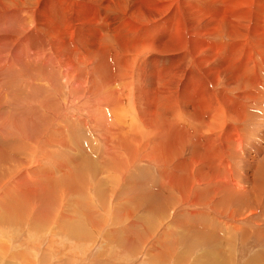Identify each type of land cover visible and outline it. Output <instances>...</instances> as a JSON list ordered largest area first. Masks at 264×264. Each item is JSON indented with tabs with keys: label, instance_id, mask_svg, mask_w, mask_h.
I'll return each mask as SVG.
<instances>
[{
	"label": "bare ground",
	"instance_id": "bare-ground-1",
	"mask_svg": "<svg viewBox=\"0 0 264 264\" xmlns=\"http://www.w3.org/2000/svg\"><path fill=\"white\" fill-rule=\"evenodd\" d=\"M223 2L224 9L217 6ZM204 4L212 8L205 10L207 16L218 21L211 27L199 25L205 28L196 31L183 11L199 10L194 15L203 16L199 0H0L1 19L15 26L10 32L1 31L0 37L23 55L15 61L21 66L8 63L5 57L10 50L0 59V81L18 92L15 107L11 104L13 112H7L15 119L10 125L16 131L10 130L13 134L5 139L0 133V208L8 212L7 221L24 215L22 229L38 219L32 221L29 213L38 216L51 206L58 219L74 217L87 231L78 232L79 241L58 232L61 224L49 232L51 236L39 232L48 238L39 252L29 239L22 240L21 253L16 254L11 252L12 242H0L8 257L0 264H12L11 260L48 264L56 256L48 252V245L57 243L64 253L66 247L79 249L85 256V250L102 244L99 241L107 242L109 233L102 228L111 213L108 219L101 217L99 229L94 217L103 211L99 200L103 205L114 202L103 199L98 187L85 178L76 179L81 172L91 174L87 178L97 172L114 200L132 201L133 207L126 201L127 206L136 210L128 208L123 216L121 208L111 217L114 223L132 219L136 211H150L156 217L147 221L152 234L171 235L173 226L180 227V245L186 241L188 252L205 247L209 264H234L242 249L236 236L245 241L243 247L264 249V213L246 220L256 211L248 196L256 197L258 206L264 194V0H205ZM31 56H37L38 62ZM75 80L81 84L72 85ZM249 130L256 131L251 140L246 136ZM48 215L45 220L39 216L45 224L53 219ZM164 220L170 223L168 229L166 222L162 226ZM4 228L0 227V234L19 230ZM152 239L141 238L142 255L136 251L127 255L121 247L112 251L114 245L107 242L102 264H155L143 258ZM22 246L29 249L28 255L22 253ZM168 250L156 256L160 263H168Z\"/></svg>",
	"mask_w": 264,
	"mask_h": 264
},
{
	"label": "rangeland",
	"instance_id": "rangeland-1",
	"mask_svg": "<svg viewBox=\"0 0 264 264\" xmlns=\"http://www.w3.org/2000/svg\"><path fill=\"white\" fill-rule=\"evenodd\" d=\"M199 2H200V6L201 7H203L204 9L202 10L203 12L202 13H199L200 15H203V16H196V15H194V14H196V13H198V12H200L199 10H196L197 12H195V11H193V10H184L183 12H184V17H185V19H186V21H187V23L190 25V27L191 28H193L194 30H196L197 31V29H204L205 27H199V25L200 26H203V25H205V23L207 24L206 25V27H211V25H212V23H216L217 21H218V19L217 18H213L212 16H207V15H209L208 14V12L207 11H205L206 9L207 10H209V12L210 11H212V8L210 7V8H208V7H205V0L203 1V0H199ZM220 3V2H219ZM217 4V6H219L220 8H222V9H224V7L226 6V4L224 3V5L222 6V5H220V4ZM195 10V9H194ZM206 12V13H205ZM253 13H255V12H253ZM205 15V16H204ZM188 16V17H187ZM191 17V18H190ZM4 18H6V17H4ZM199 20H198V19ZM191 19V20H190ZM1 20H3V21H1ZM199 22H198V21ZM204 22H203V21ZM217 20V21H216ZM7 22V19H3V17H2V19H1V17H0V33H1V31H3V30H5L6 32H10V30H13L14 28H15V26H13V24L12 23H10V21L8 20V22L9 23H6ZM210 22V23H209ZM237 22V21H236ZM197 23V24H196ZM200 23V24H199ZM238 23V22H237ZM195 24V25H194ZM203 24V25H202ZM14 27V28H13ZM197 27H199V28H197ZM13 28V29H12ZM195 31V32H196ZM3 40V41H2ZM3 43H5V44H3ZM5 45V46H4ZM9 46V47H8ZM9 48H11V49H9ZM8 50H10V51H8ZM7 52V54H6V57L4 56L5 55V53ZM5 52V53H4ZM20 52V53H19ZM18 55L19 56H21L22 55V51L21 50H17V48L14 46H10L9 44H7L6 43V41L4 40V38L2 39L1 37H0V59L1 60H4V58L3 57H1V56H4L5 58H6V60H7V58H8V63L9 64H16L17 63V65H19V66H21V64L20 63H18V62H15L17 59H18ZM8 56H10V57H8ZM23 56V55H22ZM29 57H30V55H29ZM36 57V59L34 60V58ZM31 56V59L32 60H34V61H36V62H38V57L37 56ZM41 59L39 58V63L40 62H42V60L40 61ZM16 66V65H15ZM19 66H17V67H19ZM7 71V69H5L4 70V72L7 74V75H9L8 74V72H6ZM0 75H1V77H2V72L0 73ZM10 76V75H9ZM60 81H62L61 79H60ZM73 82V84L72 85H75L76 83H77V81L75 80V81H72ZM39 84H41V83H39ZM78 85L79 84H81V82L80 81H78V83H77ZM41 85H45V83L44 84H41ZM4 86V87H3ZM82 88V87H81ZM81 88H79L78 90H75V93H76V95L78 94H80V91H81ZM15 91V92H14ZM17 90H16V88H14V90L13 91H10V90H8L7 89V85H6V83L4 82V81H0V133H2V137L5 139V136H6V134H9V135H11V134H13V133H15V131H16V129H14V127L12 126V125H10V122L12 121V120H15L14 118H12L10 115H9V113H7L8 111H11V112H13L12 111V105L11 104H13L14 106L13 107H15V102H16V98L18 97V95H17ZM82 95H80V97H81ZM77 98H79V97H77ZM14 102H13V101ZM12 101V102H11ZM76 101V100H75ZM16 106H18V105H16ZM68 113V112H67ZM8 116H10V118L8 117ZM21 120H23L22 118H21ZM262 122H263V125H262V128H264V120H262ZM8 129V130H7ZM10 130H11V132H13V133H11L10 132ZM38 130H40V127L38 128ZM248 133H246V136H247V138L249 139V140H251L249 137L252 135V134H254V133H256V131L255 130H249V131H247ZM250 132V133H249ZM262 138H264V134H263V137ZM247 139V140H248ZM80 140L82 141V138L80 139L79 138V142H80ZM78 142V143H79ZM83 142V141H82ZM60 149H62V150H64V147H61ZM88 153V152H87ZM78 154V153H77ZM53 159V158H52ZM96 159H98L97 157H96ZM57 160H54V162H55V164L56 163H60L61 165H62V163L60 162V161H57ZM246 161H248V160H245V161H243V162H246ZM42 164H44V163H41V165ZM50 163H48V166L50 167L49 169H50V171H51V165H49ZM81 171L79 170V172L78 173H80ZM62 173V172H61ZM82 174H79L77 177H76V179L78 178V180L79 179H81V180H84V178L86 179L85 181H87V182H89L88 184L90 185V183L91 184H93L94 186H96V187H98V188H96L97 189V191L99 192L98 194L99 195H101V197L103 198V199H105V198H109V200H108V202L110 203V201L111 202H114V205H111V203L110 204H108V203H106L105 205H103L104 203H102L103 201L102 200H99V202H101V204H100V206L103 208V213L101 212V211H99V212H97V214L96 215H99V216H96L95 215V217L97 218H95L94 217V220L96 221H92L93 223H94V225L96 226H98V223H99V225H101L100 223L101 222H103V220L102 219H108L109 218V213H111L110 215H111V217L112 216H115L119 211L118 210H120L121 208H123L120 212H121V214H123V216H127L128 214H124L125 212H127V209L129 208V207H133V204H132V201H128V200H126L128 203H129V207L127 206V202L125 201V200H121V199H115L114 200V198H113V193H111L110 191H108L109 189H107L106 187H105V185H104V181H103V178L101 177V176H99V174L96 172V174L95 175H92L90 178H87L86 177V175H88L86 172H81ZM54 175H58V174H54ZM84 175V176H83ZM91 174H89L88 176H90ZM96 175H97V177H96ZM60 176V175H59ZM80 176L82 177V178H80ZM99 176V177H98ZM94 177V178H93ZM100 180H99V179ZM102 179V180H101ZM92 182H91V181ZM93 181H94V183H93ZM100 181H101V183H100ZM98 186H97V185ZM101 184L103 185V187L101 186ZM148 182L146 183V185H147V187H148ZM100 186H101V188H100ZM245 188H246V186H245ZM100 190H104L103 191V193H106V194H103V193H101V191ZM106 190V191H105ZM108 191V192H107ZM110 194H111V197H110ZM105 195H106V197H105ZM109 195V196H108ZM111 198V199H110ZM113 198V199H112ZM248 198H249V200H250V207L252 208L253 207V210L255 211V213H254V215H251V216H248L247 217V221L248 220H251V218L253 219V220H255V219H257L258 218V216H262V213H264V201L263 202H261L262 201V199L264 200V194L263 195H260V204L257 206V205H255V203H254V200H256V197H254V198H252L251 197V195H249L248 196ZM106 200V199H105ZM104 200V201H105ZM113 200V201H112ZM116 200H118V201H116ZM121 201H123V203L125 204H123V203H121ZM125 201V202H124ZM120 204L121 203V207L118 205V203ZM83 204V203H82ZM212 204V203H211ZM85 204H83V206H84ZM118 205V206H117ZM146 205L147 206H149V202H147L146 203ZM213 205V204H212ZM211 205V206H212ZM255 205V206H254ZM90 207H91V205H89ZM126 206V207H125ZM50 207L51 206H48V210L50 209ZM93 207V206H92ZM139 208V207H138ZM137 208V209H138ZM4 210V211H2L1 212V210ZM92 209V208H91ZM106 209V210H105ZM107 209H109V210H107ZM47 210V211H48ZM116 212H115V211ZM129 210H131V208H129ZM136 209L134 208V209H132L131 211H135ZM228 209H226V210H222V212H226ZM260 211V213L258 212V211ZM46 211V212H47ZM83 210H81V212H82ZM107 213H106V212ZM110 211H112V212H110ZM123 211H125V212H123ZM263 211V212H262ZM26 212V211H25ZM46 212H43V213H41L40 212V215H41V218H49V217H47V215L48 216H50V214L53 216L52 218L53 219H51L50 220V222L51 223H47V224H45L46 222L44 221V220H42L39 216L40 215H38V216H33L32 214H30L29 213V216H30V219H32V217H33V219H32V221H34V219H36V218H38L36 221H35V223L33 222V223H29L30 225H27L26 227H23L22 229H21V227H22V225H21V223H22V221L24 220V219H22V218H24V215H18L17 217H11V218H9V219H11V221H7V219H5V217H6V215H7V213L8 212H6V209L2 206L1 208H0V227L3 229L4 227V229L6 230V228H8V226H11V227H18L17 228V232L13 235L12 234V232L11 231H9L8 233H6L5 232V234H0V242L1 243H7L8 245L9 244H11V242H12V244H11V252H15V254L16 253H21L20 251H21V246H20V244L21 245H23V241H26V239L28 240H31L32 242H31V244L33 245V246H35V247H38V249H37V252H39L40 251V249L42 248V246H43V244H44V242H46V241H48V238H45V239H43L40 235H38L39 234V232L40 233H43L42 235H45V236H51L52 235V233H49V232H52L53 230H55L56 231V229H57V226L56 225H59V224H61V225H59L58 226V229H57V231L58 232H60L61 234H65L66 236H68V237H70V239H72V240H76V241H79V234H78V232L79 233H84V231L82 230L83 228H81V225H80V223L77 221V223H75L76 221H74V217L72 218L71 217V219H69V220H67V219H60V217H59V219H58V217H57V215H58V213L55 211V210H53V212H52V209H50L49 210V212L47 213V215H45L46 214ZM136 212H138V213H136ZM135 212V214H137V215H135L132 219H128V218H126V219H128V220H126V222H124V223H122V222H113L112 221V219H111V217H110V219H108V225H103V228H102V231L104 232V233H109L108 234V236L106 237V241L108 242V243H110V244H113L114 245V247H112L113 249H112V251H117V249L120 251V247H121V250L123 251V253H124V249H126V251H125V253H127V255H129L131 252H132V254L133 253H136V252H138L137 254H140V255H142L141 254V252H139L140 251V248H141V244L143 243V241L146 239V238H153L151 241L152 242H150L149 244H151V245H149V246H147L146 247V252H145V254H144V256L145 257H143L144 258V260H145V262L146 263H150L151 261H153V262H156L155 264H164L163 262H161L160 263V259L158 260V258L156 259V256L158 255V254H160L161 255V253L164 255L165 253H166V250H168L170 253V255L168 256V263L167 264H173L174 263V261L175 262H177L178 264L179 263H183V264H209L208 263V261H209V259L211 258L209 255V252L206 250V248L205 247H200V248H198V249H196V248H193L192 250H189V252H188V250H186L187 248V246H189V245H187V246H183V244L185 245V244H187V243H185L184 241H183V244H182V246L180 245V243H179V240L182 238V234H179V233H183V229L181 230V228L180 227H177V226H173V228L171 229V231L173 232L171 235L170 234H168L167 232H165V231H159V233L156 231V232H154V234H152V229L153 228H149V224L152 222V220H153V218L156 220V217H154V214L152 213V212H150V211H145V210H143L142 211V213L144 212V214H142L141 212H139V211H136ZM149 212V213H148ZM257 212V213H256ZM5 215H4V214ZM17 213V212H16ZM57 213V214H56ZM69 215H70V213L69 212H67ZM83 213V212H82ZM106 213V214H105ZM54 214V215H53ZM105 215V218L103 217L104 215ZM114 214V215H113ZM167 214V213H166ZM3 215V216H2ZM101 215V216H100ZM147 215H148V217H147ZM150 215H152V217L150 216ZM75 216V215H74ZM156 216V215H155ZM100 217V218H99ZM101 217H102V219H101ZM163 217H164V214L162 215V216H160V220H162L163 219ZM39 218H40V220H41V222L42 221H44L45 223H41L40 222V220H39ZM99 218V219H98ZM122 219L123 217H119L118 219ZM228 217H226V219H227ZM14 219V220H13ZM21 219H22V221H21ZM115 219H117V217H115ZM124 220H125V218H123ZM134 219H135V221H134ZM149 219V220H148ZM152 219V220H151ZM157 220V222H156V225H157V223L160 221V220ZM4 220H5V222H4ZM109 220H110V222H113L112 224L111 223H109ZM131 220V221H130ZM146 220V221H145ZM3 221V222H2ZM7 221V222H6ZM16 221V222H15ZM55 221V222H54ZM70 221V222H69ZM128 221V222H127ZM130 221V222H129ZM147 221L148 222H150V223H147ZM172 221V220H171ZM10 222V223H9ZM13 224H12V223ZM36 222H39V224L37 223L36 224ZM53 222H54V224H53ZM131 222H134L135 224H134V226H131L132 228H133V230H132V228L129 230V228H128V230H127V227L130 225V223ZM136 222H137V224H136ZM165 222H166V224H165ZM2 223H4V224H2ZM8 223V224H7ZM125 223H126V225H125ZM12 224V225H11ZM15 224V225H14ZM20 224V225H19ZM32 224H35L34 226L32 225ZM40 224H42V225H40ZM76 224V225H75ZM87 224H88V229L90 228V230H91V228H93L91 231L93 232V233H95V228L92 226V225H90L88 222H87ZM164 224H165V226L167 227V229L169 228V225H170V223H167V221L166 220H164L163 221V225L162 226H164ZM3 225V226H2ZM6 225V226H5ZM46 225V226H45ZM109 225H112V226H109ZM42 226V227H41ZM56 226V229L54 228ZM91 226V227H90ZM96 226V227H97ZM106 226H108L109 228H111L110 230H111V232H109V229L106 227ZM116 226V227H115ZM122 226H123V229H122ZM127 226V227H126ZM218 226H220L219 224H218ZM20 227V228H19ZM32 227V228H31ZM38 227V228H37ZM45 227V228H44ZM47 227V228H46ZM63 227V228H62ZM69 227H70V230L71 229H73V231L71 230H69ZM126 227V228H125ZM49 228V229H48ZM77 228L78 229H80V231H78L77 230ZM115 229V232H114V230L113 229ZM121 228V229H120ZM39 229V230H38ZM97 229H99V226L97 227ZM23 230H24V232H23ZM31 230V232H29ZM61 230V231H60ZM144 230V231H143ZM164 230H166V229H164ZM26 231V232H25ZM43 231V232H42ZM54 231V232H55ZM182 231V232H181ZM35 232V233H34ZM46 232V233H45ZM74 232V233H73ZM116 233V234H114V233ZM122 232V233H121ZM126 233V235L124 234V233ZM142 232V233H141ZM146 232V233H145ZM150 232H151V234H150ZM26 233H28L27 235H26ZM31 233V234H30ZM75 233H77V234H75ZM85 233H87V231H85ZM121 233V234H120ZM133 233H135V234H133ZM139 233V234H138ZM24 234V235H23ZM51 234V235H50ZM68 234V235H67ZM111 234H113V235H111ZM120 234V235H119ZM144 234H146L147 236H149V237H147V236H145L144 237ZM179 234V235H178ZM29 235H32V237H34L33 238V240H32V238L31 237H29ZM121 235H122V237H121ZM23 236H25V237H23ZM78 236V237H77ZM114 236V237H113ZM117 236V237H116ZM125 236V237H124ZM129 236V237H128ZM137 236V237H136ZM143 236V237H142ZM22 237V238H21ZM168 237V238H167ZM173 237V238H172ZM181 237V238H180ZM241 237V236H240ZM19 238V239H18ZM36 238V239H35ZM123 239V238H125V242H124V240H120V239ZM128 238V239H127ZM130 238V239H129ZM138 238H139V240H138ZM141 238H142V240H141ZM177 238H178V240H177ZM15 239H17V240H15ZM40 239V242H38V240ZM47 239V240H46ZM78 239V240H77ZM117 239V241L116 242H113V240H116ZM127 239V240H126ZM23 240V241H22ZM43 242H42V241ZM131 240V241H130ZM136 240V241H135ZM138 240V241H137ZM155 242H154V241ZM176 240V241H175ZM235 240H237V241H239L241 244H242V249L238 252V253H236V256H235V259H234V264H257V262H256V260H260V262L262 261H264V255H263V253H264V249L261 247V246H257V245H255V246H253L252 244V246H250V245H246L245 247H243L246 243H245V241H243L242 240V238H240V239H237V236H236V238H235ZM22 241V242H21ZM33 241H35V242H33ZM96 241V240H95ZM94 241V242H95ZM103 240H101V241H99V243H102V244H99L100 246L98 247V248H96V249H99V252H101V253H99L96 249H94L93 251H90V250H85L86 251V255L85 256H83V254L80 252L79 253V249H77V251L76 250H70L68 247H66L65 248V250L67 251V252H65L64 253V250H62V249H59V247L57 248V246L58 245H56L57 243H55L54 244V247H52L51 248V246L50 245H48V242L46 243L48 246H49V250H48V252L51 254V252H54V253H56L54 256L55 257H52L51 259H50V261L48 262V264H62L63 262H65L66 260H69L70 261V263L69 264H75L76 262L78 263V264H102V263H105V260H103L105 257H103L102 256V254L103 253H105L104 251V248L103 247H105L106 245H105V243H107V242H102ZM123 242V243H121V242ZM140 241H142V242H140ZM175 241V242H174ZM91 242H92V240H91ZM112 242V243H111ZM174 242V243H173ZM39 243V244H38ZM116 243V244H115ZM117 243L119 244V245H117ZM130 243V244H129ZM15 244H17L16 245V247H14V250H12L13 249V245H15ZM36 244L38 245V246H36ZM45 244V245H46ZM121 244V245H120ZM125 244V245H124ZM132 244V245H131ZM153 244H154V246H153ZM176 244V245H175ZM189 244V243H188ZM101 245H102V247H101ZM191 245V244H190ZM40 246V247H39ZM116 247V248H115ZM125 247V248H124ZM149 247V248H148ZM166 247V248H165ZM225 247V248H224ZM251 248V249H249V250H251V251H248V252H246L247 250H248V248ZM256 247V248H255ZM127 248H129V250L127 249ZM130 248H131V250H130ZM222 248H224L222 251H224V250H226V246H224V245H222ZM258 248H259V250H258ZM22 249H28L27 247L25 248V246H22ZM55 249H57V250H55ZM103 249V250H102ZM231 249L233 250V249H236V248H233V247H231ZM261 249H262V251H261ZM23 250L22 251V253H26L27 255H28V250ZM60 250H62V252H60ZM98 252H96V251ZM175 250V251H174ZM246 250V251H245ZM25 251V252H24ZM71 251V252H70ZM77 252V254L76 253H73V252ZM136 251V252H135ZM260 251V252H259ZM45 252H46V247H45ZM59 252V253H58ZM94 252V253H93ZM208 252V253H207ZM0 253L2 254V256L0 257V260L2 261V262H4L5 261V259L6 258H8L7 256H4V251H3V247L1 246V244H0ZM152 253V254H151ZM178 253V254H177ZM254 253V254H253ZM66 254V255H65ZM69 254H73V257H75V259H72V257L69 255ZM94 254V255H93ZM98 254H101V256H100V259H99V257H97V255ZM156 254V255H155ZM201 254V255H200ZM248 254V255H247ZM259 254V255H258ZM262 254V255H261ZM45 255H46V253H45ZM92 255H93V257H92ZM150 255V256H149ZM162 255V256H163ZM207 255V256H206ZM223 255V252L222 253H218V259L221 257ZM254 255H255V257H254ZM257 255H258V257H257ZM89 256H90V258H89ZM96 256V257H95ZM239 256V257H238ZM247 256H249V257H247ZM261 256H263V257H261ZM59 257H61V258H59ZM68 257H71V259L72 260H70V259H67ZM86 258V260H85V258ZM103 259H102V258ZM206 257H207V259H206ZM234 257V256H233ZM251 257V258H250ZM89 258V259H88ZM256 258V259H255ZM262 258V259H261ZM62 259V260H61ZM77 259V260H76ZM83 259V260H82ZM100 260V261H98V260ZM217 258H216V261L218 260ZM222 259L223 258H220V261L219 262H221L222 261ZM90 260V261H89ZM149 260V261H148ZM155 260V261H154ZM172 260V261H171ZM206 260V261H205ZM11 261H13V262H10V263H15L14 262V260H11ZM57 261V262H56ZM69 261H67V263L69 262ZM115 261V260H114ZM253 262V263H251V262ZM6 262H8V261H6ZM20 262V261H19ZM54 262V263H53ZM72 262V263H71ZM1 263V262H0ZM39 264H40V262H38ZM130 263V261H125V264H129ZM177 263H175V264H177ZM211 263V262H210ZM212 264V263H211ZM214 264V263H213ZM263 264H264V262H263Z\"/></svg>",
	"mask_w": 264,
	"mask_h": 264
}]
</instances>
